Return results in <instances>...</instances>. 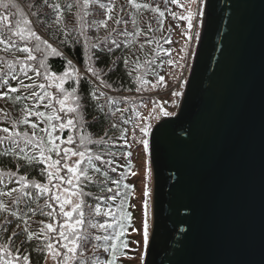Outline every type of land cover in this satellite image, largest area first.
I'll list each match as a JSON object with an SVG mask.
<instances>
[{
    "label": "snow or ice",
    "instance_id": "obj_1",
    "mask_svg": "<svg viewBox=\"0 0 264 264\" xmlns=\"http://www.w3.org/2000/svg\"><path fill=\"white\" fill-rule=\"evenodd\" d=\"M196 2L197 0H190L191 4ZM128 3L137 11L148 7L147 4H139L135 0H128ZM172 3H178V0H172ZM96 7L102 12L94 13L92 10ZM73 9L76 10V19L70 28L66 22V14L72 13ZM153 11H158V9H153ZM186 11L187 14L180 18L187 21L186 31L190 33L197 13L190 8ZM113 12L114 7L111 0L107 3L101 0H0V52L11 57V59H0V64L6 69V71H0V84L7 87L6 92L0 93V98L7 97L15 103L29 99L35 101L34 106H25L20 109L24 114L22 119H8V114L4 113L7 122L12 124V130L10 131L8 127L0 128V132L5 134L0 136V145L5 146L4 150L0 151V156L25 161L29 166L45 164L46 167L40 169V174L42 176L46 174L47 179V183H40L35 180L29 181L27 176L20 175L16 180L19 187L0 190V198H8L7 201L0 199V264H33L32 251L43 255V264H48L49 259L53 261V264H117L118 256L126 255L123 249L128 247V241L121 238L125 236L127 227H132V214L126 211L129 197L132 195L131 186L123 184V188L128 191L121 193L120 187L124 174H121L120 179H112L109 175L110 172L116 171V168L112 167L114 163L112 158L116 156V153L101 149V146L107 145L109 141L103 137L93 139L90 135L83 134L84 124H86L83 115L84 101L81 100L77 87H73L70 92L63 87L65 82L72 78V74L64 71L62 75L57 76L49 71L47 63L50 55L63 56V52L50 42L51 38L64 44L69 37H73L76 42L83 37L86 53L89 49H102L112 53L114 49L127 47L118 38L128 37V21L114 16ZM94 15H100L101 18L86 19ZM104 15L107 19L103 18ZM163 15L164 13L160 12V16L163 17ZM198 15L202 16L203 12H199ZM109 20L114 25L110 29ZM122 24L123 28L120 27ZM132 25V35L138 37L140 32L135 30V20H132ZM101 28L104 29V35H100ZM38 29L49 32V39L38 34ZM89 31L95 32V35L89 36ZM199 35L197 31L195 38L199 39ZM191 38L189 36V39ZM92 55L89 56L90 61ZM118 59H122L125 67L129 69V76L138 73L141 68L146 69V74L153 63L149 60L141 63L138 57L134 60L125 57ZM115 63L116 61H113V64ZM168 63L172 64L173 61L169 60ZM130 64L132 66L129 68ZM67 67L71 68L72 72L76 71L72 67L71 59L67 61ZM88 71L99 79L104 87H111L100 78L94 68L89 67ZM30 72L34 76H30ZM25 79L32 82L26 84ZM10 80L16 81L17 86H9ZM134 80L144 84L148 83V81H141L140 75H136ZM159 80L163 81L164 77H159ZM76 83L79 84L78 74ZM53 87L58 90L57 94L49 91ZM21 90L25 93L23 96L11 95ZM136 91H140V88ZM181 94L179 91L172 93L173 96ZM90 95L93 101H98L105 94L100 92L97 95V91L93 90ZM45 100L48 101L43 104L45 111L38 110ZM114 102L112 98L107 100L109 104ZM56 105L59 107L57 108ZM96 107L104 111L103 105L97 104ZM49 109H51V114H48ZM115 111L122 113L124 110L117 108ZM58 113H63V115ZM163 115L168 116L170 113L164 112ZM29 116L41 119L47 126L39 128L38 124L32 123L31 133L16 130L20 124L29 123ZM53 121H57L58 124H53ZM123 123H129V121L123 120ZM57 127L61 132L68 129L81 133L78 138L68 135L64 142L67 145H76L75 150L71 147L61 148L56 143L60 139L59 136H53ZM117 127L116 124H112V128ZM120 131L119 138L124 139L125 130L120 129ZM140 131L147 136L149 126L140 127ZM138 142L143 145L146 152L149 148V141L142 138ZM125 143H127L126 140ZM90 144L96 145L101 150L92 152L88 147ZM53 155L56 159H53ZM122 155L127 157L131 153H122ZM73 157L77 159L71 164L67 163ZM132 167L133 165H128L129 170ZM64 169H67L68 175L66 176L61 175ZM131 174L136 175L135 172ZM5 175L11 180L17 173L0 171V183L3 182ZM150 175L149 170L148 176ZM64 183L69 187L62 188ZM109 185L116 187L114 189ZM84 186L97 187L99 194L93 195L91 192L84 191ZM77 188L79 191L76 190ZM105 192L112 193V195L105 197L103 195ZM45 194H48L47 198L41 204L40 200L45 197ZM143 196L145 199L142 205V236L146 250L149 244L147 198L150 196L147 186H145ZM85 197H92L97 203L89 204ZM117 197H120L118 218L114 216L111 205L107 203V201H115ZM49 201H55L58 211ZM100 201H104V209L101 208ZM68 208L71 210H67ZM85 208L88 209L87 213H85ZM37 214L47 218V222L38 221L43 227L39 231H33L28 221ZM101 215L112 217L115 224L95 221V217ZM122 221H127V224ZM90 229L108 234H94ZM93 241H102L103 244H96ZM90 244L93 249L91 258L85 256V250ZM101 246L104 252L110 254L109 259L101 260L95 255L96 250ZM36 264H40V261L37 260Z\"/></svg>",
    "mask_w": 264,
    "mask_h": 264
},
{
    "label": "water",
    "instance_id": "obj_2",
    "mask_svg": "<svg viewBox=\"0 0 264 264\" xmlns=\"http://www.w3.org/2000/svg\"><path fill=\"white\" fill-rule=\"evenodd\" d=\"M143 264H264V0H206L176 114L150 135Z\"/></svg>",
    "mask_w": 264,
    "mask_h": 264
},
{
    "label": "trees",
    "instance_id": "obj_3",
    "mask_svg": "<svg viewBox=\"0 0 264 264\" xmlns=\"http://www.w3.org/2000/svg\"><path fill=\"white\" fill-rule=\"evenodd\" d=\"M179 1V0H178ZM187 0H181L182 3H185ZM101 2L107 3L108 0H101ZM113 7H114V16L122 17L124 20L128 21V32L129 35L127 38L121 36L118 39L122 42H124L127 47H121L120 49H114L112 53H108L106 50L102 49H89L86 53L83 43V37H80L79 42H76L73 37H69L66 43L61 44L58 41L55 40V38H51L50 42L53 43L55 47H58L62 52V57H56V56H49L48 58V67L49 71L51 73H55L57 76H60L64 73V71L71 70V68L67 67V61L69 59L72 60V67L75 68L74 74H72V78L69 79L65 85L64 89L67 91H71L73 87H77V91L79 96L81 97V100L84 101L83 105V115L86 120V124H84V133L86 135H90L93 139H99L100 137H103L106 141H109L107 145L101 146V149L105 151H112L116 153V156L112 158L114 160V163L112 167L116 168L115 172H110L109 175L112 179H120L121 174H124V178L122 179L120 191L121 193L128 191V189L123 188V184L130 185L127 181V170L128 166H122L118 165L117 161H119L122 157H126L125 155H122V153H129L130 151L127 149L128 145L125 143L126 138L128 137V130L135 127L134 119L136 118V114H134V110L141 108L143 103H147L148 101L155 102L152 97H143L139 96L135 99L133 102V105L130 103L129 99L128 101L125 99L127 96L125 95H132L136 94L137 88H140V90H145V92H149L151 89L150 83L153 80L158 81L159 77H164V64L169 60H172L174 62H177L179 64L180 59L178 60L177 57H179L178 52L181 49H186L187 45L186 42H188V36L186 35V29L184 26H181L182 20L180 17L182 15L183 9L180 7L178 3H172V0H135L136 3L139 4H147V8L140 9L139 11L133 9L129 3L128 0H111ZM175 8L174 12H171V9ZM153 9H158V11H153ZM75 9H73L72 13L66 14V22L68 23V26L71 28L72 25L75 23ZM94 13L98 14L101 13L102 10L96 7L92 10ZM160 12H163V17L160 16ZM99 19L101 18L100 15H94V16H88L86 19ZM104 19H107V16H103ZM132 20L136 21V31L140 32V35L138 37H134L132 35L133 32V25ZM162 22V23H161ZM109 29L113 27L112 21H108ZM121 28L124 27V25H120ZM78 28V25H77ZM180 30L179 35L183 36V40L180 39L179 44H177V48L175 51H173L172 54H168L167 52L160 53L159 49L163 47L164 48H170L172 38L174 35V31ZM151 29V30H149ZM87 31V29H86ZM38 34L42 35L44 38L49 39V32L42 31L38 29ZM89 36L95 35V32L89 31ZM100 35H104V29H100ZM180 37L176 39V42H178ZM61 39L63 37L61 36ZM142 46V47H141ZM95 53V55H92ZM135 54V55H133ZM38 55V54H37ZM92 55V60H89V56ZM120 57L129 58L131 60L139 58V61L143 63L145 60L153 61V63L150 66V69L147 70L145 68H141L138 73H134L133 76L128 75V68L125 67L123 60L118 59ZM11 59L10 56H7V54L0 52V59ZM22 58V57H18ZM113 61H116L115 64H113ZM171 64H169L170 67ZM132 65H129V68ZM92 67L95 69V71L100 75V78L104 80L108 85L111 87H104L100 80L97 79L95 76L92 75L91 72L88 71V68ZM77 69H79L81 72H77ZM0 71H6L4 69V66L0 64ZM166 70V75H167ZM77 74L79 78V84L77 85ZM19 75V74H18ZM30 76H34L33 73H29ZM136 75L141 76V81H148L147 84H144L142 82H137L134 80V77ZM166 77V76H165ZM35 78V77H34ZM26 82V81H25ZM159 82H156L158 84ZM9 86L16 87L17 83L16 81H9ZM160 87H154V90H158ZM57 90V89H56ZM96 90L97 95H99L100 92H103L105 95L101 96L98 101H93L91 98L90 93ZM7 87L0 84V93L6 92ZM58 93V91H55ZM54 92V94H55ZM25 93L23 90H21L18 93L11 94L13 96L15 95H21L23 96ZM129 97V96H128ZM108 98H112L115 102L114 103H107ZM44 103V102H43ZM35 102L32 99L29 100H21L19 103H15L12 100L8 99L7 97L0 98V106H2L5 109V113L8 114V119H22L23 113L20 111L22 107L25 106H34ZM103 105L104 111H100L96 105ZM128 105V109L125 110V106ZM41 105L38 110L41 111ZM117 108L123 109L124 111L116 112L115 110ZM135 108V109H134ZM113 113H115L113 115ZM35 116H29L28 120L29 123L27 125L20 124L16 130L18 131H25V132H31V124L32 119ZM0 124H3L4 127H8L12 130V124L7 122L5 116L0 117ZM41 121V119H39ZM123 120H128L129 123H123ZM36 123V122H34ZM41 123H44L41 121ZM116 124L117 128H112V124ZM37 124V123H36ZM2 125V126H3ZM39 128L41 125L38 124ZM120 129L125 130V138L120 139L121 131ZM136 129V127H135ZM137 130V129H136ZM105 133L107 135L105 136ZM81 134V133H79ZM5 135L3 132H0V136ZM127 141V140H126ZM4 145H0V151L4 150ZM89 149L92 150V152H97L101 149H98L96 145L90 144L88 145ZM55 156L53 155V158ZM129 165V164H128ZM45 168L44 164H38V165H32L29 166L25 161H17L13 157H7V156H0V171H3L5 173L9 171L16 172L17 175L12 178L11 180L5 175L3 177V182L0 183V190H8L11 187H19L18 184H16V180L19 178L20 175L27 176L29 181L35 180L40 183H46V174L42 176L40 174V169ZM7 186V187H6ZM115 189V185H109ZM131 186V185H130ZM132 189V188H131ZM84 191L91 192L93 195H97L98 189L95 186H84ZM105 197L112 195V193L105 192L103 194ZM131 197V196H130ZM130 197L128 200V206L126 208V211L130 212L131 208L129 205ZM47 198V194H45V197H43L40 200V203L43 204L44 199ZM0 199H4L7 201V197H3ZM87 200V203L89 204H96L97 201L92 199V197H85ZM50 203H53L54 207L58 211V207L55 204V201H49ZM101 205V208L104 209V201L99 202ZM108 204L111 205L112 211L114 213L115 217H119V209L118 205L120 203V197H117L115 201H107ZM88 209L85 208V213H87ZM87 219V216H86ZM45 220L47 222V218L42 217L40 215H36L35 217H32L29 219V225L33 231H39L41 227H43L42 224L38 223V221ZM95 221L103 223L105 221L109 223L115 224V220L112 217H105L103 215L95 217ZM123 223L127 224V221H122ZM23 226V224H22ZM130 227H127V230ZM118 230V229H117ZM94 234L99 235H105L108 233L103 232H96L95 229H90ZM109 233H111V229H109ZM126 238V234L121 239ZM93 243L96 244H103V242H96L93 241ZM111 243V241L109 242ZM123 252L126 254V250L123 249ZM27 254V253H25ZM95 255L98 256L100 259L104 258L109 259L110 254L104 252L103 247L101 246L98 250H96ZM85 256L91 258L93 256V249L92 245L90 244L85 250ZM124 255H119L117 261L121 260ZM31 258L33 260V264H36V261L39 260L40 264H43V255L38 254L35 251L31 252Z\"/></svg>",
    "mask_w": 264,
    "mask_h": 264
},
{
    "label": "rangeland",
    "instance_id": "obj_4",
    "mask_svg": "<svg viewBox=\"0 0 264 264\" xmlns=\"http://www.w3.org/2000/svg\"><path fill=\"white\" fill-rule=\"evenodd\" d=\"M206 0H197L195 4H191L190 0H187L185 3H182L181 0L178 1V4L183 9L182 15H186L187 8H190L193 12L197 13L196 18L193 21V28L191 29V32H186V35L188 36V42H186L185 45H187L186 49H181L178 52L179 57L177 59H180L179 64L177 62H174L170 65L169 63H165L164 68V80L159 81L158 84H156V80H153L150 83L149 89H151L149 92L145 88V90H140L139 92H136V94L132 95H125L127 96L125 99L130 101V103L133 105V102L135 99L139 96L143 97H152L155 102L148 101L147 103H143L141 108H138L134 110V114H136V118L134 119L135 127L128 130V137L127 140V149L130 151L131 155L127 157H122L119 161L115 162L118 165L128 166V164L133 165L132 169L127 170V176L128 183L131 185L132 188V195L130 197L129 205H130V213L132 214V227H130L126 231V239L128 241V247L124 248L126 250V255L121 258V260L117 261V264H143L144 256H145V248L143 245V236H142V221H143V201L145 197L143 196V192L145 190V186H147V189L150 191V196L148 199V216L147 221L149 225V240L151 238V229H152V190H153V177H152V168H151V160H150V145L148 150L145 152L143 145L139 143L138 141L140 139H147L150 142V135L155 127L156 124H158L160 121H162L165 118L172 117L176 114L178 111L185 84L190 72L191 64L194 58V53L197 47L198 39L195 38V33L199 31V34L201 33L203 21H204V6H205ZM175 8L171 9V12H174ZM199 12H203V15H198ZM181 26H184L185 29H187V21L182 20ZM180 30L176 28L174 31V35L172 38V42L170 48L167 49L163 47L159 49L160 53L167 52L168 54H172L173 51L177 48V44H179L180 39L183 40V36L179 35ZM189 36L192 38L189 39ZM200 36V35H199ZM179 38L178 42H176V39ZM177 43V44H176ZM183 57V59H181ZM166 70L167 75H166ZM71 74H74L71 70H68ZM77 72H81L79 69H77ZM19 73H17L18 75ZM20 75V74H19ZM166 76V77H165ZM69 80V79H68ZM67 80V81H68ZM25 83H31L32 81L25 79ZM66 81V82H67ZM65 82V83H66ZM65 85V84H64ZM64 87V86H63ZM154 87H160L158 90H154ZM50 92L54 93L56 90L54 87L49 89ZM179 91L182 94L180 96H173L172 93ZM55 94H57L55 92ZM129 96V97H128ZM34 101V100H33ZM35 102V101H34ZM48 101L45 100L44 103H47ZM41 103V111H45L43 104ZM58 108L59 106L56 105ZM128 109V105L125 106V110ZM135 109V108H134ZM48 114H51V109L47 110ZM164 112L170 113V115L165 116L163 115ZM5 109L0 106V117L4 116ZM59 115H63V113H58ZM1 120V119H0ZM32 121L36 122L37 124L41 125V127H46V123H41L39 118L34 117ZM32 122V123H34ZM53 124H58L57 121H53ZM0 124V128H3L4 125ZM148 125L149 126V133L147 136H144V134L140 131V127ZM11 131V129H10ZM31 133V132H30ZM68 135H73L74 138H78L80 135L79 132L73 130L69 131L68 129H65L64 131H60L57 127V130L53 132V136H59L60 139L56 141L57 144L60 145L61 148L63 147H71L73 150H75L76 145H67L66 140ZM135 137V138H134ZM53 159H56L54 157ZM76 157H73L72 160L67 161V163L71 164ZM45 165V164H44ZM46 167V165H45ZM151 172V175L148 176V172ZM135 172L136 175H132L131 173ZM62 176L68 175L67 169H64L61 172ZM47 183V182H46ZM53 183H57V181H53ZM69 185L66 183L62 184V188H68ZM79 191V188L76 189ZM55 191V190H54ZM48 195V194H47ZM58 207V205H57ZM67 210H71L68 208ZM75 215V214H74ZM133 229H136V231H133ZM143 257V258H142ZM102 258L101 260H103ZM48 264H53V261L51 259L48 260Z\"/></svg>",
    "mask_w": 264,
    "mask_h": 264
}]
</instances>
